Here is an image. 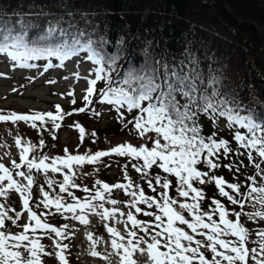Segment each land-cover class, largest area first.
I'll use <instances>...</instances> for the list:
<instances>
[{
    "label": "snow or ice",
    "instance_id": "1",
    "mask_svg": "<svg viewBox=\"0 0 264 264\" xmlns=\"http://www.w3.org/2000/svg\"><path fill=\"white\" fill-rule=\"evenodd\" d=\"M47 31L51 34L55 29L50 27ZM79 52H87V59L95 65L88 77H81L79 72L73 74L76 80L83 78L87 81L84 107L64 112L60 105H55V113L33 111L29 114H3L0 110V122L16 124L22 121L35 129L39 136L38 141L33 142L17 135L14 143L19 162L12 160L10 167L0 162V264H44L42 258L53 255L46 251L47 246L42 243L44 238L52 239L59 264H69L66 256L69 245L62 243L71 238V233L67 232L69 225L51 223L49 217L56 215L84 225L89 224V215L98 216L101 221L124 224L123 234L108 223L104 224L111 237L112 253L109 256L119 255L120 264H138L134 259L136 253L146 254L149 264H249V261L264 264V229H257L256 239L250 240V230L240 222L242 215L252 221L264 219V114L257 116L249 111L242 115L243 109L234 106L228 98L220 97L217 89L212 88L210 93L207 89L200 92L188 74L169 70L167 65L147 62L142 69L132 68L122 76L117 73L113 77L111 74L117 72L118 55L105 56L102 50L94 47L90 38L86 41L76 39L70 46L37 47L26 42L22 31L16 34L6 31L0 35V54H6L15 62L14 67L34 68L37 65L28 61L55 56L60 62L46 64V72L52 67L63 68L64 62ZM4 75L0 73V76ZM98 82H104L105 87L97 89ZM215 83L213 78L209 86ZM94 94H98L96 102L111 105L119 113L118 119L122 123L125 119L123 111L130 114L135 110L137 115L124 127L133 125L138 137L150 141L151 147L147 143L137 147L124 142L95 153L88 150L82 154H70L67 148L63 156H51L45 152L47 145L43 133L47 132L55 140L56 131L65 117L86 111H91L94 116L100 115L95 108H90ZM68 95L72 96V91ZM71 103H76L74 98ZM201 115L211 121L213 128H217L219 119L223 118L236 148L231 147L229 140L218 138L216 131L203 135ZM72 127L79 130L80 143L83 144L85 129L78 122ZM90 135L96 137L94 131ZM92 142L96 143V140ZM245 154L249 164L256 169L254 175L246 177V186L239 182L229 183L214 174L221 166L230 172L235 168L238 173L244 166L243 161L239 165L235 161L221 165L220 158L223 156L229 160L232 155L238 158ZM113 155L127 157L154 195H147L140 184L132 182L127 164L122 168L127 183L109 185L97 179L89 188L75 182L81 174L91 175L82 173L86 164L95 166L102 163L103 157ZM201 164L207 171L199 167ZM154 167L159 171L153 173ZM57 174L62 179L57 180ZM40 175L44 177V184L37 183ZM206 184H214L218 195L228 204L239 206L240 211L230 210L215 197L205 210L203 204L207 197L202 186ZM33 187H38L40 193L35 202ZM242 187H245L243 192ZM72 189H79L87 195L77 197ZM114 189H121L131 197L123 202L129 211L115 207L121 202L111 198ZM172 189L174 196L170 194ZM13 192L20 197V211L8 203ZM105 203L113 207L106 208ZM249 204L256 210L245 212ZM25 212L28 221L20 225L18 221ZM138 215L152 219L140 220ZM232 216L235 220L230 219ZM13 227L22 228V231L12 232ZM87 238L92 241L90 255L101 256L95 250L99 238L93 240L91 233H87ZM249 243L256 246L249 248ZM205 251L212 254L210 260ZM102 258L108 259L107 256Z\"/></svg>",
    "mask_w": 264,
    "mask_h": 264
},
{
    "label": "trees",
    "instance_id": "2",
    "mask_svg": "<svg viewBox=\"0 0 264 264\" xmlns=\"http://www.w3.org/2000/svg\"><path fill=\"white\" fill-rule=\"evenodd\" d=\"M50 27L55 29L51 34L47 31ZM6 31L13 34L22 31L26 42L30 46L37 47L70 46L76 39L86 41L90 38L94 42V47L102 50V54L105 56L118 55L117 72L111 74L113 77L117 76V73L122 76L125 71L132 68L142 69L147 62H151L153 65H167L169 70L175 69L181 75L188 74L195 80L200 92L207 89L210 93L212 88L217 89L220 97L228 98L234 102V106L243 109L242 115H247L249 111L257 116L264 114V0H0V35ZM79 53L87 58V52ZM37 61H40L43 66L49 62L51 64L60 62L53 56L28 61V63L36 64ZM160 71L162 72L163 69L161 68ZM213 78L216 83L209 86V81ZM201 80L203 84H201ZM96 87L101 89L105 87V84L98 82ZM85 94L79 95L76 103L72 105L69 103L63 105L57 100H51L50 103L54 108L55 105H63V111L70 112L73 109L84 107L83 97ZM92 99L94 103L90 108H95L100 113L99 116H94L91 111L74 112L71 116H67L71 120L70 126L78 122L85 129V139L88 135L91 136L93 131L96 133L95 140L98 139L97 136L101 129L100 126L97 127V124L103 117L101 114L103 109L110 110V113L107 114L109 122L105 126L106 129L135 132L131 124L124 127L128 120H132L137 115L135 110L130 114L121 110L125 117L122 123L118 119L119 113L111 105L96 102L98 94H94ZM200 123L203 126V135L208 136L216 131L218 138L223 137L229 140L231 147L236 148V144L232 140V133L226 127L223 118L219 119L217 128H213L211 121L203 115L200 117ZM76 131L79 130L76 129ZM43 137L47 145L45 151L53 145L54 140L47 132L43 133ZM36 138L33 140L34 142L39 139L38 133ZM126 139L129 140V138ZM126 139H123V143L128 142L136 146ZM111 144L112 146L118 145L114 141H111ZM148 146L151 147V145ZM69 153L77 154L80 153V150L69 151ZM48 154L63 156L64 151ZM113 157L118 156L113 155ZM118 158L123 159L132 168L127 157ZM12 160L19 162V155L7 161L0 160V162L10 167ZM232 161H235L237 165L243 161L244 166L240 167L238 173L235 168L230 172L221 166L215 170L214 174L224 177L229 183L239 182L246 186L248 183L246 177L254 175L256 169L249 164L246 154L238 158L232 155L229 160H225L221 156L219 162L223 165ZM199 167L207 171L202 164ZM158 171L159 169L155 167L152 169L153 173ZM127 173L131 180L133 176L136 178L137 184L141 185L147 195H154L148 189L147 184L140 179V174L133 168L128 169ZM123 175L122 171L121 176L116 177L125 183ZM95 178L89 177L90 181L87 179V182L76 183L82 187L91 188L94 181L99 179L113 185L115 176L105 173L101 177L96 175ZM56 179L59 180L62 177L57 174ZM171 179L175 183L174 178ZM37 183L44 184L41 175L37 176ZM257 184H259V177H257ZM202 187L207 197L203 204L205 210L208 209L211 198L215 197L230 210L240 211L239 206L228 204L225 198L218 195L214 184H206ZM45 190H49L47 185H45ZM75 190V192L72 191L77 197L82 198L87 195L79 189ZM243 191H245V187L241 188V192ZM113 194L114 191H112V199H114ZM170 194L175 195L174 189L170 190ZM32 195L33 202H35V199L40 197L38 187H33ZM14 198L18 199L15 192L11 193L8 203L20 211L19 204L17 207L15 206ZM130 199L129 196L123 195L122 211H129L123 202ZM258 207L259 205H257ZM255 210L256 208L250 204L244 209L245 212ZM24 215L26 218L20 225L28 221L27 213L25 212ZM137 218L140 220L152 219L143 215H138ZM230 219L235 220V216ZM49 220L56 226L68 224L67 220L59 215L49 217ZM240 222L250 230V240L256 239L257 229H264V219L252 221L242 215ZM7 223L10 224V222ZM114 225L113 227L119 231L118 225L116 223ZM11 231H22V228L13 227ZM197 238L199 239V237ZM42 243L47 246V252L55 253L57 250L52 249L54 247L52 239L44 238ZM62 243L68 244L69 239L63 240ZM247 246L252 248L256 245L249 243ZM66 256L69 264H81L74 254L66 252ZM205 256L210 260L212 254L205 251ZM42 259L45 264L47 259L54 258L45 256ZM47 264H59V262L55 258L54 261Z\"/></svg>",
    "mask_w": 264,
    "mask_h": 264
},
{
    "label": "rangeland",
    "instance_id": "3",
    "mask_svg": "<svg viewBox=\"0 0 264 264\" xmlns=\"http://www.w3.org/2000/svg\"><path fill=\"white\" fill-rule=\"evenodd\" d=\"M58 63L59 62H54L52 64L56 65ZM14 64L15 62L9 60L6 54H0V73L5 74L4 76H0V110L3 111V114H7L8 112L29 114L33 111H53V113H55L56 109L50 103L51 100H57L63 103V105L66 103L72 105V99L74 98L76 101L79 95L86 93L87 88V81L83 78L76 80L73 74L79 72L81 77H88L90 70L95 67L91 61H86L82 54L79 53L66 60L63 68L52 67L46 72L40 61H37V67L34 68L14 67ZM41 72L44 74L40 75ZM33 77L35 79H30ZM64 77H68V79H64ZM50 80H55L56 82L51 84L46 83ZM13 89L16 90L13 91ZM69 91H72V96L68 95ZM108 113H110L108 109H103L101 111L103 117L100 118L97 124V127L100 126L101 131L97 136L98 139H96V143L92 142L95 138L88 135V137L84 139L85 142L81 144L79 131H76V129L70 126V117H65V119L61 121V127L57 130V138L54 140L53 145L45 150V152L57 154L59 151H64V149L67 148L68 151L79 149L81 154L88 150L95 153L96 151L107 150L113 147L111 141L121 144L123 143V139L126 138H129V140H126L133 142L136 146L142 143L151 145L150 141L139 138L136 132L121 131L119 129L109 131L106 129L105 126L109 122ZM102 128L108 131L102 130ZM17 135L32 141L37 139L36 130L27 126L22 121L16 124L11 122H0V158H2L0 160L7 161L19 155L18 149L14 143V139ZM148 135H151V133ZM125 164L127 163L118 157L111 156L102 158L101 164L95 166L86 164L82 169V173H91V175L81 174L76 178L75 182H87L89 177L93 179L96 175L101 177L107 173L115 176L113 181L114 184L123 183L122 180H119V177L116 176H121L122 168ZM128 169L131 170L132 168L127 164V170ZM41 178L44 179L42 175ZM88 181L90 180L88 179ZM132 181L137 184V180L134 176ZM124 182L127 183V181ZM72 190L74 192L76 191L75 189ZM113 191L114 199L121 202L124 191L121 189H114ZM130 198L129 196V199ZM14 201L17 207V205L20 204V197L18 199L14 198ZM121 204L122 203H118L115 207L123 210ZM104 206L106 208L113 207L108 203H105ZM25 218L23 214L18 223H22ZM88 219L90 222L87 225L81 224L73 219H66L69 224L68 232L71 233V238L68 243V254H74L75 258L79 260L81 264H120L119 255L112 254L109 256V253H112L109 244L111 237L104 227L105 223L113 227L115 222L101 221L100 218L95 215H89ZM116 224L120 226L119 231L124 233V224ZM87 233L92 234L93 240L99 238L100 242L96 244L95 250L101 253V256H97V258L101 257L100 259H96V257L90 255L92 241L87 238ZM141 247H144V245H141ZM52 249L56 250L55 247H52ZM105 256L108 257L107 260L102 258ZM52 257L56 258L54 253ZM134 259L138 261V264H149L146 254L141 255L136 253Z\"/></svg>",
    "mask_w": 264,
    "mask_h": 264
}]
</instances>
